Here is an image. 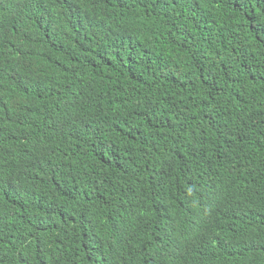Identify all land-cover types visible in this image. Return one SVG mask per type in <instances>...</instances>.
<instances>
[{"label":"trees","instance_id":"obj_1","mask_svg":"<svg viewBox=\"0 0 264 264\" xmlns=\"http://www.w3.org/2000/svg\"><path fill=\"white\" fill-rule=\"evenodd\" d=\"M0 264H264V0H0Z\"/></svg>","mask_w":264,"mask_h":264}]
</instances>
